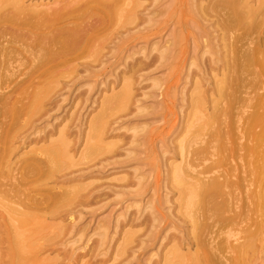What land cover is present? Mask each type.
Here are the masks:
<instances>
[{"label": "rangeland", "instance_id": "obj_1", "mask_svg": "<svg viewBox=\"0 0 264 264\" xmlns=\"http://www.w3.org/2000/svg\"><path fill=\"white\" fill-rule=\"evenodd\" d=\"M93 1L0 0V32L7 31L6 39L12 41L9 48L22 59L30 50L26 43L34 38L17 33L24 14L72 6L81 9ZM215 1L116 0V14L107 17L105 11L88 10L78 15L79 20H71L80 30V43L67 40L75 49L68 48L72 52L66 53V58L61 44L53 45L54 51L61 49L64 58L48 67L49 81L44 80L45 70L37 71L36 83L25 89L24 96H11V110L7 109L5 116L0 114V264L6 261L8 231L24 232L22 238L36 246L33 259L38 264H190L175 256L186 258L195 253L197 231L193 223L199 213L204 211L201 224L204 220V225H212L216 220L213 231L217 242L226 233L235 232L234 226H225V220L240 210L247 231L252 230L255 220L262 221V205L259 211L252 207L254 200L244 191L258 190L260 185L263 193L264 178L260 182L249 178L241 157L231 155L219 167L202 174V168L213 166L218 154L224 153L220 150L213 156L211 151L210 160L196 168L199 178L178 175V167L190 160L187 154L181 157L180 151H187L192 138L194 148L201 147L209 140V133L219 128L225 131V125L234 123L237 130L233 134L242 139L231 135L233 145H226L227 156V150L246 142L242 125L256 101H262L260 111L264 112L263 77L246 73L241 76V88L238 82L230 84L226 92L235 95L234 100L217 94L219 84L229 75L232 45L238 54L264 48L263 0H243L246 8L259 11L254 21L261 20L260 29L249 23L244 28L236 26L229 12L213 5ZM66 25L64 28L71 29L74 24ZM35 50L42 56V50ZM13 66L0 79L2 94L12 91L13 86L16 89L23 79L21 74L27 71L25 65ZM38 91L42 95L31 105V96ZM205 122L209 123L206 129L198 133L196 128ZM54 155L58 157L52 163L48 156ZM34 160L38 173L27 167ZM223 174L231 182L240 178L248 181L245 189L236 191L241 202L238 199L234 206L231 199L227 207L219 209L221 197L199 210L186 205L180 181L197 186L222 181ZM45 193L55 201L46 202ZM65 198L69 200L65 202ZM12 208L20 212L29 209L34 225L24 226L23 232L15 229L20 217L11 213ZM258 242L244 264H264V235ZM225 252L217 254L227 258L228 250Z\"/></svg>", "mask_w": 264, "mask_h": 264}, {"label": "bare ground", "instance_id": "obj_2", "mask_svg": "<svg viewBox=\"0 0 264 264\" xmlns=\"http://www.w3.org/2000/svg\"><path fill=\"white\" fill-rule=\"evenodd\" d=\"M114 1H116V0H94L92 2L93 3L92 5L86 2L87 6H83V8L81 7V9L77 8V6L76 7L72 6L69 9H67L65 7L67 9V11L65 10V8L61 7L62 9L60 8V9L52 11V12H40V11H34L33 10V11H29L26 14H24V17L22 14L23 19L22 20L20 19V21H22V22L18 23L19 25L17 24V26H16L17 27L16 28L17 33L18 32L23 33V34L27 33L26 35H31L34 37V38H32V40H30L29 43H26V44H29L27 46L29 47L30 50L28 52V55L23 57L22 59H19L16 57L15 49L12 50L11 48H9L8 44L11 45L12 41L10 42L6 39V35L8 34V33H6L7 31L6 32H0V79H2V78L4 79V77H6L9 74V71L14 69V66H13L14 64H19L21 66L25 65V68L27 66V71L23 72L21 74L23 76V79L20 80V82L18 83V85H20V86L17 85L15 87L16 89H13L14 88V86H13L12 91H11V89H9L10 92L6 91L8 93H5V94L0 93V114H2L4 116L7 115L5 112L11 110L9 108H10V106H12L10 103V100L13 98L16 99L18 96H22V94L24 96V94L26 93L25 89L36 83V82L34 83V81L36 80L35 75H37L36 74L37 71L45 70L44 75H43L44 80L49 81L48 80L50 78L49 69H51V68H48V67H51V64L53 65L55 62H58V60L61 61V59L64 58L63 56L69 52L68 48H70V50H72L71 46L73 47V45H69L68 44L69 41H67V40L72 39L71 40V43H72L74 41L73 39H77L78 40L77 42L80 43L79 39L77 38L78 34L80 33V30L78 28V25L71 21L72 19L75 21L79 20V19H77L78 15L83 14V13L87 12L88 10H90L91 12L92 11L100 12L101 14H103V12L105 11L104 14H106L107 17L110 14H113V12L116 14V12L114 11L116 9V8L114 9ZM213 3H214L213 5H219L221 8H223L224 10L229 12L231 22L234 23L236 26L237 25L243 26V28H244L249 23L248 25H250V27L254 26V28L255 27L258 28L261 24V20L258 22L254 21L255 18L258 19L257 16L259 14V11L255 10V9L246 8L243 0L242 1L241 0H217ZM116 4L118 5L119 3H116ZM262 4L264 6V0H263ZM263 6H261V7H263ZM111 7H112V9H111ZM117 9H116V11H117ZM28 10H31V9H28ZM262 12H264V11H261L260 18H262V20H264V13L262 15ZM115 14H114V16H115ZM73 17L76 19H74ZM247 20H249V22H247ZM68 23L74 24L71 29L64 28V26ZM226 24H227V29H228L229 28L228 23H226ZM14 25H16V24H14ZM235 25H233V26H235ZM222 26L225 27V24ZM227 29L225 27V31ZM258 29H260V28H258ZM22 30H24L26 32H23ZM35 31H38V32L41 31V33L35 34ZM20 33L18 34V36H19L18 38H20V36H21ZM12 37H13V35H12ZM81 37H83V36H81ZM81 37H80V41L82 40ZM77 42H75V44ZM58 44H61L60 48L62 47L61 49H62V51H64V53H65L64 55H63L62 51L60 52V50H61L60 48H58V52H56V50L55 51L53 50L54 49L53 45L58 46ZM75 44H74V46H75ZM261 44H262V42H261ZM83 45H84V43L82 44V46ZM76 46L78 47L79 45L77 44ZM35 49L42 50V52H43L42 56H39L38 53L36 52L39 50H35ZM73 49H75V47H73ZM237 49H236V46L234 47L233 45H232V47H230V50L228 49L229 53L231 54V57H232L231 58L232 62H230L228 64L229 66L227 65L229 75L227 76V78L222 83L219 84V86L217 88V94L223 98L225 95H227L228 98L231 97V99H233L235 97V95L233 97V94H231L232 96L228 95V93L226 91L229 88L230 84L234 85V83H235L237 85V82H238V86H239L240 82L242 81L241 76H243L246 73H248L249 75L253 74V76H254L253 78L263 77V79H264V48L262 50L256 48L255 50H251L249 52H246V54H244L240 50H239V52H241L242 54L241 53L238 54ZM240 49H241V47H240ZM73 51H75V50H73ZM25 52H26V50H25ZM70 52H72V51H70ZM235 54L238 55V58ZM241 55H243V56L241 57ZM68 56L66 55L65 58ZM38 61L40 63L39 65L36 64V62H38ZM40 72H42V71H40ZM38 74H39V72H38ZM43 76L41 75L40 78ZM250 76H252V75H250ZM15 83L17 84V82H15ZM43 83H44V81H43ZM241 83H243V82H241ZM263 85H264V81H263ZM235 87H237V86H235ZM232 89H233V87H232ZM235 90L232 92L235 93ZM237 91H239V90H237ZM41 95L39 94V91H38V93L33 92L32 96H31V94H29V97L31 96V99H32L30 102L31 105L32 104L34 105ZM11 96H14V97L11 98ZM227 96H225V97H227ZM261 103H262V101L261 102L259 100L256 101L255 105L252 107V109L254 108L253 111H251L250 114H248L245 117L244 123L242 125V126H244V128L241 127L243 134L247 137V138H245L247 140L244 139L246 142H244L242 145H239V146L236 144L238 148L235 149L236 148L235 147L234 148L235 150L230 148V150L226 151V154L229 151L228 152L229 156H228V154H227V156H224L225 150L228 148V146H227V148L225 149L226 145L227 144H230V146L233 145V143L231 144V142H229V141L230 140L232 141V139H230V137L233 133L236 132L235 130H237L236 126H234V123L232 126L229 124L225 125V127H224L226 129L225 131L224 130L220 131V128H219V131L217 130V131L213 132V134H211V135H209L210 134L209 133L208 134L209 140L207 142H205V144H203L201 147L194 148V141L192 138L191 140L193 143L192 144L189 143L186 146L187 151H185V153L182 149L180 151L181 157H183V154H187L186 156L189 155L190 157L189 156L188 157L190 158V160H188L183 165L182 168L178 167L180 169L178 172V175L181 176L183 174V175H185V178H187V177L192 178L191 176H193V178H199L200 177L199 175L201 173L204 174V173H206V171L208 172L214 168L219 167V165H221L223 160H226L228 157H230L232 155L233 157L234 156L241 157L240 160L242 159L245 161V163L248 167V170H247V173L245 170L244 171L249 176V178H253V180L256 182H260L261 180H263V178H264V112L260 111L261 109H263V108H261L262 107ZM14 106H15V104H14ZM263 107H264V104H263ZM14 108H15V110H17L16 112L18 113V109H16V107H14ZM7 109H9V110H7ZM13 111H14V109H13ZM16 112H15V114H16ZM11 113H8V115ZM208 124H209L208 122H205L203 125L196 128V131L199 133L200 130H204V128ZM239 133H241V131ZM235 136H237L236 139L238 138V140L242 139V137L239 136L240 137L239 138L238 135H234V137ZM234 141H236V140H234ZM236 143H238V142H236ZM220 150L224 151V153H223V155H221L220 153L218 154V159L215 162H213V166H211V165L206 166V169L202 168L204 171L202 170L201 173L196 172L197 167H199V166L203 167L204 163L207 162L208 160H210L209 156H210L211 151H212L211 154H213V156H214V154L218 153V151H220ZM238 152H243V154H237ZM57 157L58 156H55V155L53 157L48 156V158L50 159V162H52V163H54L56 161ZM243 158H245V159H243ZM38 163H39V161H38ZM245 163H244V165H245ZM27 167H29L32 172L38 173V168L35 164V160H34V162H29V166H27ZM39 171H41V169ZM223 175L224 176L222 177V179H224V180H222V181H218V180L211 181V182L209 181L207 183L204 182L203 184H200L197 186H196V184L188 185L186 182H184L186 184V186L188 185V187H184L185 186L184 183H182V181H180L182 193L185 194V196L187 197L186 205L190 206V207L196 206L197 210H199L200 207H202V208L204 207L202 205H204L205 203H211L210 200L212 201L213 198L218 199V198L222 197L223 201H221V205H220L221 207L219 209H223V208L227 207V205L229 204L231 199H232V202H234V206H236L237 205L236 201H238V199H239L238 195L240 193V192L236 193V191L238 192V191H240V189H245L246 185L244 184V182H248V181L245 178H240V180L237 179L238 181L231 182L230 180H228L227 174H223ZM229 175L231 176V174H229ZM21 186H22V184H21ZM257 188H258V190L244 191V192H245V194L248 195L247 198L254 200L251 203L252 207L253 206L256 207V209L259 211L260 206L262 205V207H263L262 211L264 212V191H263V193H261L262 191H260V190L262 189V187H260V185H258ZM20 189H22V187ZM225 189L227 191H224ZM6 191H8V189ZM4 192H3V194H4ZM7 196L5 198H7ZM242 198H244V196H242ZM32 199H34V198H32ZM43 199L48 203H53L55 201L54 196H52L50 193H45L43 195ZM26 200H25V202H26ZM29 200H30V198H29ZM68 200H69V198H65L64 201L66 202ZM214 201H216V200H214ZM18 202H19V200H18ZM35 202H33V204L36 205L37 202L36 203ZM240 202H241V200H240ZM27 203H29V201H27ZM243 203L245 205V202H243ZM15 204H16V202H15ZM18 205H20V204H18ZM24 205H26V204H24ZM23 207H25V206H23ZM205 207H207V206L205 205ZM211 207L213 208L215 206L213 205ZM212 208H211V210H212ZM235 208H237V207H235ZM237 209H239V208H237ZM256 209H255V213H256ZM208 210L209 209H207L206 211H208ZM215 210H217V209H215ZM252 210H253V208H252ZM9 211H10V209H9ZM11 211H12L11 213L16 215V217H20V218H18L17 221L15 220L16 221V226H15L16 228L15 229L20 228L21 230H19V231H22V228L24 226H26L28 224H30V226L34 225V223H35V221L33 219L34 215L32 217L30 216L29 209L28 210L26 209L27 212H20L16 209H13ZM212 211H210V212H212ZM49 212L51 213V211H49ZM238 212H239L238 214L234 213L231 218H228L225 220V221H227V222H225V226H227L229 224L234 226L235 232L232 234H231V232L226 233L225 238L218 241V242H217V240L219 238H217V236H216L217 234L215 235V232L213 231V228L216 225V220L212 221L213 222L212 225L211 224L204 225L205 224L204 220H203V224H201V220L203 217L202 213H204V211L199 213L197 218H196V222L193 223L194 228L197 231V238L195 237L196 238L195 253L193 255L186 257V258H182V256H180L179 254H177L175 257L177 259H179L180 261L182 259H186V260L190 261V264H244V260L247 256V253L252 251L253 248L256 247V243L260 239H262V235H264V214H263L262 221L257 222L255 220L253 222V224L251 225L252 230L247 231L246 227L244 228V226H243L244 219L241 218L242 217V215H241L242 211L240 210ZM208 216H210V215L208 214ZM207 219L210 220V217H207ZM10 224H13V227H14V224H15L14 220H13V223H10ZM36 224H37V222H36ZM11 229H13V228H11ZM8 232H10V235L6 239V241L8 243V251H7L6 255L4 254L5 255L4 259L6 261L3 264H38L33 259V254L36 253L35 251L37 250L35 248L36 246H34V243H31V242L27 243L22 238V234L24 232L22 231L23 233L21 235L18 233H12L11 234V231H8ZM19 233H21V232H19ZM4 234L7 235L6 233H4ZM0 235H1V233H0ZM202 236L205 238H202ZM1 237H2V235H1ZM23 237H24V235H23ZM229 241L234 242L235 245L231 246V244H230L231 242L229 243ZM25 248H27V250H30V252L28 251V253H27ZM225 250H228L229 255L227 258L224 257L223 255H221L222 253H226ZM219 251L221 252V254H217V252H219ZM253 251H256V249Z\"/></svg>", "mask_w": 264, "mask_h": 264}]
</instances>
